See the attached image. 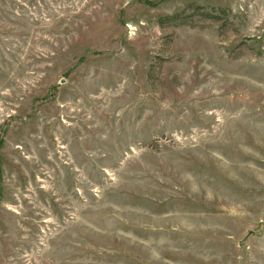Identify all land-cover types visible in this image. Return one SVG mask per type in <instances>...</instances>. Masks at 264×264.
<instances>
[{
	"label": "rangeland",
	"instance_id": "1",
	"mask_svg": "<svg viewBox=\"0 0 264 264\" xmlns=\"http://www.w3.org/2000/svg\"><path fill=\"white\" fill-rule=\"evenodd\" d=\"M0 264H264V0H0Z\"/></svg>",
	"mask_w": 264,
	"mask_h": 264
},
{
	"label": "crops",
	"instance_id": "2",
	"mask_svg": "<svg viewBox=\"0 0 264 264\" xmlns=\"http://www.w3.org/2000/svg\"><path fill=\"white\" fill-rule=\"evenodd\" d=\"M234 222H236L235 220H233Z\"/></svg>",
	"mask_w": 264,
	"mask_h": 264
}]
</instances>
